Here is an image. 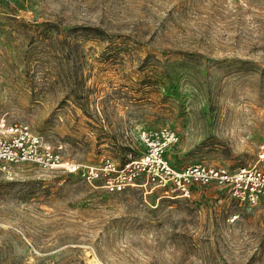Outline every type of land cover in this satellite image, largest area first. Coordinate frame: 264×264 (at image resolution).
<instances>
[{
  "label": "rangeland",
  "instance_id": "obj_1",
  "mask_svg": "<svg viewBox=\"0 0 264 264\" xmlns=\"http://www.w3.org/2000/svg\"><path fill=\"white\" fill-rule=\"evenodd\" d=\"M0 115L120 167L166 128L180 167L264 146V0H0ZM31 163L0 176V264H264V196H189Z\"/></svg>",
  "mask_w": 264,
  "mask_h": 264
},
{
  "label": "built area",
  "instance_id": "obj_2",
  "mask_svg": "<svg viewBox=\"0 0 264 264\" xmlns=\"http://www.w3.org/2000/svg\"><path fill=\"white\" fill-rule=\"evenodd\" d=\"M146 146L143 155L122 166L106 160L102 164L63 161L60 149L32 131L28 125L8 122L0 115V176L11 174L12 165L31 163L46 169L60 168L79 173L90 184L96 180L109 191H120L126 186L161 188L163 195L189 196L193 184H215L231 196L249 203L264 196V146L260 145L257 158L250 166L229 169L222 165L193 163L185 166L172 164L165 150L175 140V134L166 128L141 130Z\"/></svg>",
  "mask_w": 264,
  "mask_h": 264
}]
</instances>
